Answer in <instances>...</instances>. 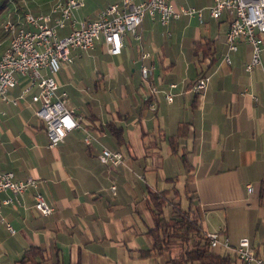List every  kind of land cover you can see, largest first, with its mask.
<instances>
[{
    "label": "crops",
    "instance_id": "1",
    "mask_svg": "<svg viewBox=\"0 0 264 264\" xmlns=\"http://www.w3.org/2000/svg\"><path fill=\"white\" fill-rule=\"evenodd\" d=\"M170 2L177 10L200 9L201 17L181 14L161 24L146 15L137 36L123 34L118 54L95 41L91 49L105 58L104 69L96 70L110 85L109 101L94 87L95 104H66L81 127L59 144L49 146L34 115L30 94L35 88L19 97L27 76L17 74L7 100L0 98V171L38 181L18 202L0 205V264H15L30 246L43 252V264H165L166 251L142 255L151 247L147 230L154 225L149 193L161 191L183 207L191 203L205 233L216 232L219 240L228 236L230 246L219 245L215 252L233 255L238 239L247 237L264 258V51L247 71L251 45L239 40L226 63L228 20L210 16L213 0ZM54 3L34 1L33 11L13 3L0 20L47 12ZM9 40L5 34L0 53ZM81 52L74 51L73 59L84 57ZM143 52L151 56L142 57ZM142 64L153 66L154 109L144 100ZM203 74L209 75L207 87L195 92L191 85ZM172 82L177 86L171 89ZM167 91L173 94L170 102ZM83 129L93 134L91 145L84 143ZM102 146L120 151L122 161H99ZM36 190L53 208L47 215L32 206Z\"/></svg>",
    "mask_w": 264,
    "mask_h": 264
},
{
    "label": "built area",
    "instance_id": "2",
    "mask_svg": "<svg viewBox=\"0 0 264 264\" xmlns=\"http://www.w3.org/2000/svg\"><path fill=\"white\" fill-rule=\"evenodd\" d=\"M83 5V0H56L47 12L35 14L27 11L21 19L7 16L0 22L2 31L10 39L0 53V98L7 100V92L18 82L17 74L27 76V84L19 97L35 88L30 94V101L34 106V115L42 121L49 146L59 144L70 130L81 127L74 111L66 105L67 92L55 91L59 87L55 77L61 63L71 61L74 51H86L93 47L95 41L102 40L108 53L118 54L123 34L129 32L137 36V26L146 15L155 19L157 17L161 24H166L181 14H196L201 17L200 9L180 6L177 10L170 0H121L120 3H107L93 19L78 21L73 11ZM209 14L214 19L225 16L228 20L224 61L230 63L229 52L237 50L239 40L246 41L251 45L252 51L245 69L251 71L259 64L260 54L264 51V0H213ZM66 26L69 28L68 32L61 34L60 31ZM141 56L151 55L143 52ZM140 71L141 83L146 90L144 100L154 109L155 101L152 98L158 87L152 78L153 66L142 64ZM208 81L209 75L203 74L191 85L192 89L202 92ZM176 86L172 82L168 87L172 89ZM164 96L168 102L172 101L171 91H167ZM13 101L16 102L15 99ZM83 130L84 143L91 145L93 134L87 129ZM121 154L118 150L102 146L97 156L101 162L118 164L122 161ZM37 182L32 176L17 178L12 171H0V194L9 193L0 198V205L18 202L27 188H37ZM246 187L247 190H252L251 184ZM110 188L114 190L115 186L111 185ZM32 206L43 215L49 214L53 209L38 190L33 194ZM5 226L10 232L14 231L9 223ZM206 235L211 248L230 246L227 235L222 240H219L216 232ZM234 250L245 264H264V258L255 253L247 237L239 238Z\"/></svg>",
    "mask_w": 264,
    "mask_h": 264
},
{
    "label": "trees",
    "instance_id": "3",
    "mask_svg": "<svg viewBox=\"0 0 264 264\" xmlns=\"http://www.w3.org/2000/svg\"><path fill=\"white\" fill-rule=\"evenodd\" d=\"M10 0H0V12ZM115 130L117 137H120ZM149 208L154 225L147 230L151 247L142 255L157 256L169 253L165 264H245L234 253L221 254L209 245V238L203 231L200 215L191 203L186 207L177 201H169L161 192L149 193ZM170 210L166 211V207ZM15 264H43V252L35 246L26 248Z\"/></svg>",
    "mask_w": 264,
    "mask_h": 264
},
{
    "label": "rangeland",
    "instance_id": "4",
    "mask_svg": "<svg viewBox=\"0 0 264 264\" xmlns=\"http://www.w3.org/2000/svg\"><path fill=\"white\" fill-rule=\"evenodd\" d=\"M34 1L40 2V0H10L8 5H19L23 6L24 4H28V7L32 10V5ZM56 1V0H55ZM84 5L79 7L73 11V15L77 20H88L95 18L98 11L101 7L105 6L108 2H117L120 3L121 0H83ZM27 2V3H26ZM186 6V5H185ZM102 7V8H103ZM33 11V10H32ZM1 13V12H0ZM9 13L6 14V16ZM3 16V15H2ZM0 16V19L2 18ZM10 17V16H9ZM1 21V20H0ZM67 33V32H66ZM65 32H61V34H66ZM5 38V34L0 27V41ZM2 39V40H1ZM5 43V42H3ZM1 51V48H0ZM82 50H76L75 52H79ZM82 56H78L75 59L72 58L71 61L62 62L59 71L56 74L57 82H59V87L55 90L59 93L62 90L67 92V105H74L80 107L82 103L91 102L94 103L95 99L93 98L94 87H96V93L98 97H102L105 101L108 100V92H110L109 83L107 78L102 79L101 75L97 73L98 67L104 69L105 58L102 56L101 51L99 49H88L81 52ZM87 54H89L88 57ZM83 59V60H82ZM58 77L61 82L58 81ZM99 78L98 84H96V79ZM69 103V104H68ZM95 104V103H94ZM81 113H84V110L81 109ZM185 197L182 196V202H185ZM172 199V198H171Z\"/></svg>",
    "mask_w": 264,
    "mask_h": 264
}]
</instances>
